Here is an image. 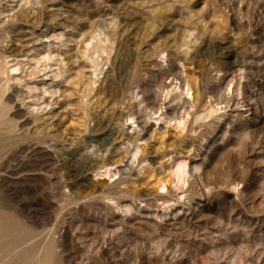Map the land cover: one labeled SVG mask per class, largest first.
<instances>
[{"label": "rangeland", "instance_id": "obj_1", "mask_svg": "<svg viewBox=\"0 0 264 264\" xmlns=\"http://www.w3.org/2000/svg\"><path fill=\"white\" fill-rule=\"evenodd\" d=\"M263 6L264 0H0V73L16 64L10 61H23L25 55L29 56L28 62H23L24 74L18 72L12 76L21 77V82L8 83L7 76L0 74V131L26 141L36 140L42 145L46 142L44 145L57 154L59 161L53 172L37 174L49 183L48 191L56 196L65 190L76 197L74 192L64 188L68 174L65 158L69 162L83 155L98 163L107 160L117 163L116 167L125 170V175L121 176L124 182L117 189L128 193L126 203L140 206L128 216L156 219L162 226L177 220L188 207L183 206V211H176L177 214H172L175 208L148 210L142 208L137 197L154 201L156 195L163 192L158 184L160 180L166 182L169 189L177 187V183L180 185L171 173L175 161L186 159L192 166L198 165L201 170L193 172L195 177L191 180L196 182L199 194L192 199V204L205 208L209 219L203 223L218 221L212 229L214 235H220L231 244L213 256L198 248L195 264H264V150L259 145V141L264 143V123L252 136L236 114L226 121L212 117L204 122H195L189 115L190 127L203 134L201 139L192 132L182 135L174 126L177 117L186 119L188 111L194 113L192 105L203 106L210 97L218 99L228 93L231 78L237 88L234 95L238 96L239 89L250 84L264 90ZM21 12H39L40 15L27 18L30 23L23 26L27 32L24 38H19L15 29L12 35L10 27L11 19ZM37 19L41 20L39 28L32 24ZM44 26L50 27L53 31L50 36L54 34L58 39L45 38L43 41L47 43L38 46V52L33 53L28 41L35 39ZM7 29L10 34L4 32ZM229 52H233V56L227 58ZM47 53L52 58L49 62L43 61ZM3 57L9 58L3 60ZM235 61L243 63L244 79L239 71L231 70L230 62ZM6 62H10L9 67ZM34 69L43 72H33ZM57 72L58 77L53 78ZM33 73L36 75L32 79ZM176 73L184 82L182 89L178 87L179 81L169 89L172 92L162 108L169 113L167 122L172 120L167 125L151 115L145 97L159 91V82L170 84ZM106 80L115 83L109 92ZM44 86L58 93L45 95ZM188 88L191 95L187 94ZM202 89L206 90L205 95ZM138 91L142 92L139 99L135 98ZM167 93L168 90L164 91L162 98ZM22 115L29 119V126L21 124ZM109 121L114 134L109 143L104 144L99 139L102 124ZM128 126H139L138 131L146 128L142 133L143 141L125 142L128 131H134L127 130ZM202 143L207 148L201 151ZM117 150L120 157L112 158L110 153ZM229 157L233 162H229ZM201 172L208 175L209 182L197 180ZM119 177L111 182L118 181ZM86 184L82 197L91 199L108 181L90 176ZM237 184V190H233ZM33 197L27 195L22 199L31 209H41L46 202H35ZM24 203L0 198V213L15 212L13 220L28 222ZM56 203L60 210L54 212L45 230H52L57 223L60 227L62 220L73 217L81 237L94 242L98 230V223L90 218L94 213L68 198L59 197ZM72 206L79 209L75 216L71 214ZM231 207L239 211L229 219L226 214ZM156 211L165 216L156 218ZM116 213L126 216L122 211ZM0 218H3L1 214ZM116 218L121 219L110 214L108 220ZM186 232L187 228L174 231L168 227L158 233L157 243L170 237L185 240ZM198 239L197 247L202 238ZM210 239L212 237L207 242H211ZM45 241L22 231L0 237V264H37L39 259L33 260L32 256L44 248ZM91 259L92 264L105 263L98 257ZM52 264H61L60 257L56 256Z\"/></svg>", "mask_w": 264, "mask_h": 264}, {"label": "bare ground", "instance_id": "obj_2", "mask_svg": "<svg viewBox=\"0 0 264 264\" xmlns=\"http://www.w3.org/2000/svg\"><path fill=\"white\" fill-rule=\"evenodd\" d=\"M37 15H39V12H35L31 14L29 12H21L16 17L12 18L10 22V27L13 28L11 32L12 35L15 29L18 31V34H20L19 38H24L25 37L24 34H26L27 32L26 30L24 31L23 26H26L30 23V21H28L27 18L30 16L31 17L33 16L34 18ZM43 21H45V19ZM32 24H34L33 26L39 28L41 26V20L37 19L36 23H32ZM44 28L45 29H43L40 32V34H38L35 37V39H31L28 41L29 45H32L33 53L38 52V46H44L45 43H47L43 41L45 38L46 39L56 38L54 34L50 36V34L53 32L51 31L50 27L44 26ZM4 32H8V29L7 31ZM56 39H58V37ZM39 42L41 43V45H37ZM231 56H233V52L232 53L229 52L227 54V58H230ZM8 58L9 57H3V60H6ZM24 58L26 60L24 59L23 61H17V60L10 61L16 64L10 67L9 69L6 68L5 70L2 69L3 71L0 74L7 76L6 78L8 83H11V81L14 80H16V82H21L22 80L21 77L17 79L16 77H12V76L16 75L18 72L21 73L23 72L24 74L25 72L24 68L26 67H24L23 62H28L29 56L25 55ZM44 60H46L47 62L52 60L49 53H47V55L43 57V61ZM10 62L8 63L6 62L5 64L9 67L8 64ZM230 65L232 66L231 70L239 71L241 78L242 79L245 78L243 72V68H244L243 63L235 61V62H230ZM46 68L47 66H45L44 69L46 70ZM31 69L33 70V68ZM174 70H176V68ZM36 71L41 72L38 69H34L33 72ZM241 71L243 73H241ZM56 74L57 75H54L55 77L53 78L58 77V72ZM33 75L36 74L33 73L30 75L32 76V79H33ZM164 75L167 76L168 74L164 73ZM45 76L48 77V75ZM222 79L225 80L226 78H222ZM176 81H179L178 87L179 89H182V83L184 82V80L181 78L180 74L176 73L174 74V79L170 84L167 85L166 83L159 82L158 83L159 91L157 93H152V94L150 93L148 97H145L147 102V107L150 110L149 112L151 113V115L154 116L156 115L157 122L167 123V125H170L172 123L171 122L172 120H169L167 122V117L169 116V113L167 110H163L162 108H164L163 106L166 105V101L172 92V91L169 92V89L170 88L172 89V87L176 85L175 84ZM106 82H107L106 91L109 92L110 89H112L115 86V83L112 80L110 81L106 80ZM231 84L232 86L230 85L231 86L230 88L228 86L229 92L228 93L226 92V94L222 96L219 95L220 97L218 99L216 97H212V98L210 97V101H208L203 106H200L199 104L192 105L195 109L193 110L194 113L190 114L188 111V114H186L187 115L186 119H182V118L179 119L180 116L177 117L178 119H175L176 121L175 122L176 124L174 125L175 128L179 130L182 135L185 132L186 133L192 132L196 137L200 136L201 139V137H203V134H201L200 131L198 132L194 131L193 130L194 128L190 127L191 122L189 120V115L193 116L195 122L201 120L204 122V120L210 119L212 117L217 118L219 121H223V120L226 121L229 118H231L232 115L236 114V117L240 118L245 122L246 128L248 130L247 132L253 136L255 130H257V127H260L264 123V90L259 85L250 84L248 86L239 89L241 93L237 96L234 95V93L237 92V88L236 86H234V78H231ZM145 85L147 84L145 83ZM138 88L140 89V86ZM39 90L40 89H38V91ZM43 90L42 91L44 92L45 95L51 94L52 96H54L56 95V93H58L55 92V89L51 90L49 87L47 88L45 86L43 87ZM166 90H168V93L165 97L163 96L164 98H162V93ZM14 91H16V89ZM201 92L202 95L206 94L205 89H202ZM115 94L117 93L115 92ZM140 94H142V92L138 91L135 94V98H138ZM187 94L191 95L190 88H188ZM11 96L14 95L12 94ZM21 120H22L21 124L23 126H29L30 124L29 119L25 115L21 116ZM109 123L110 121L102 124L103 127L102 138L99 139L102 142H104V144L109 143L110 138L114 134V130L110 128ZM45 126L43 127L45 128ZM137 128H139V126H137L136 128L134 127L131 128V126L127 127V130L132 129L134 131H132L131 133L128 131V133L125 135L126 136L124 139L126 140L125 142L128 141V142L136 143L143 141L144 135H142V133L145 131L146 128H143L141 131H138L139 129L137 130ZM98 132L100 131L98 130ZM35 141L22 140L20 139V136H13L12 134L10 133L8 134L5 131H0V198L12 200V201H19L20 204H23L24 202L22 198L27 195H32L34 196L33 199L35 202H40V201L46 202L44 206L39 210L31 209L28 204L24 203L23 207L25 208V212L27 213L28 219L30 220L28 222H23L21 220L16 221L17 219L13 220V216L14 217L16 216L15 212L9 214L5 211H1L0 214L2 215L3 218H0V229H1L0 237L4 235H8L9 233L14 231L17 232L22 231V232L30 233L32 236L35 237L44 238L46 240L45 241L46 245L42 250H38V252H35L32 256L33 260L39 259L37 264H52L56 256L60 257L61 264H92L93 262L91 257H96V258L98 257L104 260L105 261L104 264H195L194 260L198 248H201L204 251L209 252L210 256H213L214 254H216L218 250L221 249L224 250L225 248L230 246L229 245L230 242L229 243L225 242L220 237V235H214V231H212V229L218 225V221L214 220L211 223L210 222L203 223L204 220L209 219L206 216L205 208H200L192 204V199H194L199 194L196 182L191 180L193 179V177H195L193 172L201 170L198 165L194 164L195 166H192L191 165L192 163L187 162L186 159L185 160L180 159V161L174 160L175 163L172 166L171 173L174 175V177H176L175 179L180 183V185H178V183L175 181L177 183V187H175L176 189L175 188L169 189L167 187L166 182L160 180L158 184L160 185V187H162L161 190L163 192L158 193L154 201L145 199L144 197H137V199L143 205L142 208L148 210L153 207L161 208L164 211L173 210L175 208V211L174 210L172 211V214H175L176 211L178 213L182 212L183 206L188 207V211L183 215H181L179 218L177 217L178 218L177 220L175 221L170 220L169 222L165 223L162 226L156 219H148V218L140 219L136 216H131V217L128 216L134 208H140V206L137 205L135 207L131 204L126 203V201L124 200L125 198H127L128 193L122 190L119 191L117 188L119 185H121L124 182L123 179L121 180V176L125 175L124 173L125 170L122 169L121 167H116L117 163L113 164L112 161L110 160L98 163L95 162V160H93L92 158L85 156L83 157V155H81L79 158L71 159L68 162L67 159L65 158L66 160L64 159V161L66 162L68 167V174L63 183L64 188L70 189L71 193L74 192L76 194V197L73 198L72 194L70 195L66 193L65 190H63L60 193V196H56L51 191H48L49 183L45 181V179L39 177L37 174L46 173L49 175L50 173H52L53 167L56 164V162L59 161V158L57 154H54L50 150V147H46L44 145L46 143L44 142L45 140L44 141L42 140L44 142L43 145ZM203 143L200 145L199 148L201 151L202 149L207 148L206 145ZM259 145H262L260 148L264 150V146H263L264 143L261 144L259 141ZM47 146H50V144H48ZM119 155L120 152L118 150L110 153V156L112 158H116ZM134 157L136 158L137 156ZM228 159L229 162H233V159L231 157H229ZM90 176L97 178V180L99 181L100 180L108 181V185L103 189L101 188L102 189L101 192L93 196L91 199L82 197V193L84 192L87 186L86 183L90 180ZM116 176H120L119 180L114 181L112 183L111 180ZM197 180L209 182L208 175L204 172H201V175ZM181 183L185 185V187L182 186ZM238 185L239 184H237V186H234L233 190H237ZM59 197L60 199L68 198L72 203L76 202L78 204H82L85 209L87 208V210H90L91 212L94 213L92 217H90L92 220L98 223V230L95 233L94 242L91 243L88 241L89 239L87 240L84 237H81L80 233L76 229V222H75V218L73 217H70L71 219L69 220H62L60 227L57 223L54 224L52 230H45V227L47 228V225L51 224L52 216L54 212L60 210V206L56 203V199ZM106 201H109L113 205L106 203ZM153 202H156L155 203L156 205H153ZM177 206H182V207L179 208ZM116 211L118 212L122 211V213L126 214V216L120 214L116 215L117 214ZM237 211L239 210H237L236 207H231L228 214L226 215L230 219L232 215ZM78 212L79 209L77 210L74 207L71 210V214L74 216L77 215ZM142 213H146V212L142 211ZM110 214L115 215L117 217H121V219L116 218V219L108 220ZM146 214L150 215L151 213L147 212ZM155 215L156 218H161L165 216V215L160 216V214L157 211L155 212ZM7 216L12 218V220L10 218H7ZM246 219L247 218H244V220ZM210 226L212 227L210 228ZM168 227H171V229H173L174 231L187 228V232H186L187 235L184 233L186 237L183 236L185 237V240L183 238L179 239V238L170 237L166 241L164 242L161 241V243L158 244L156 236L157 235L159 236L158 233L161 230H166V228ZM58 228L59 230L57 231ZM209 237H212V239H210L211 242H207L209 240ZM198 238H202V239H200L201 243L199 242L200 246L197 247L198 243L196 242ZM190 245L192 246V248L190 247ZM208 264H216V263L209 262Z\"/></svg>", "mask_w": 264, "mask_h": 264}]
</instances>
